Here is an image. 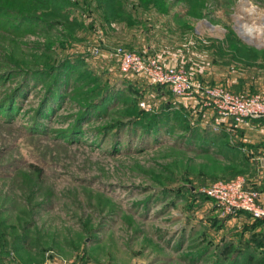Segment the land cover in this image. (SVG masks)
Masks as SVG:
<instances>
[{
  "label": "rangeland",
  "instance_id": "1",
  "mask_svg": "<svg viewBox=\"0 0 264 264\" xmlns=\"http://www.w3.org/2000/svg\"><path fill=\"white\" fill-rule=\"evenodd\" d=\"M74 2L81 5L71 7L70 18L83 25L16 27L0 15V99L9 103L0 111V264H225L221 248L239 227L187 189L226 180L227 160L180 141V129L154 137L125 125L132 95L89 114L81 131L69 129L84 99L74 85L47 103L38 131L32 122L44 82L28 80L24 95L5 96L19 70L66 56L85 58L104 87L119 84L126 78L118 48L158 55L233 93L264 95V69L226 59L232 39L264 49V2L166 0V11L138 7L134 20L126 14L111 25L100 21L93 2ZM215 218L222 224L214 226Z\"/></svg>",
  "mask_w": 264,
  "mask_h": 264
},
{
  "label": "trees",
  "instance_id": "2",
  "mask_svg": "<svg viewBox=\"0 0 264 264\" xmlns=\"http://www.w3.org/2000/svg\"><path fill=\"white\" fill-rule=\"evenodd\" d=\"M261 1L264 2V0ZM92 2L95 4L96 10L100 11V21L104 25L124 20L126 14L129 21L131 18L134 20L131 13L135 12L138 7L146 11L149 9L166 11V0H91V2L85 0L83 3L86 8H90ZM79 4L74 0H0V15L7 16L6 20L10 25H12L10 20H13V25L16 27L22 24H44L49 27L54 24L62 25L63 21H69L72 25H83L82 21L70 18L71 7H76ZM130 5L133 9H129ZM228 46L234 53L226 59L239 61L247 69H264V49L246 45L240 39L228 41ZM53 59L50 62H47L48 59L45 60L46 65L35 71L19 70L20 79L16 87L5 96H8L10 100L24 95L23 89L28 80L44 82L43 97L33 114L34 130L38 131L42 127L40 120L48 118L44 109L47 103L54 98L59 99L57 102L54 101V104L58 103L60 97L67 94L73 85L84 97L83 101H78L80 111L75 115V120L69 128L75 131H81V127L89 121L92 113L105 111L110 104H114L122 96L132 95L128 108L130 117L125 124L131 125V129L141 130L144 135L150 134L149 136L153 135L154 137L163 133H176V130L180 129L181 133H178L180 141L201 152H212L215 156L229 162L226 174L221 175L226 180L243 173L246 169L247 157L241 152L242 148L236 145V141L231 138L235 135L232 133V130L236 128L234 120L230 117L222 118L215 110L204 106L198 95L195 97V103L184 104L166 84L152 83L146 79L129 75H125L126 79L119 84L104 87L99 75L88 66L87 60L82 56H66L56 65L52 62ZM190 75L204 85L212 86L209 82L204 81L201 75H192L191 73ZM146 95L148 96L147 106L145 109H141L138 107L139 99H145ZM8 106L6 98L0 99V111L5 108L8 110ZM248 119H264V116ZM125 125L117 126L121 127L119 130H129L123 128ZM111 127L112 125L101 128L108 130ZM215 179V177L207 179L208 182L205 186L211 184ZM200 181L202 182L199 179ZM192 186L194 189L196 188L195 184ZM194 189H191V185L187 189L193 201H197L201 197L202 201L209 199L214 202L209 196ZM225 216L226 224L233 220L232 223H236L239 227L233 230L231 239L221 248V254L226 258L225 264H264V218H255L243 210H237L233 214ZM211 222L214 226H218V222L220 225L222 224V220L217 218Z\"/></svg>",
  "mask_w": 264,
  "mask_h": 264
},
{
  "label": "built area",
  "instance_id": "3",
  "mask_svg": "<svg viewBox=\"0 0 264 264\" xmlns=\"http://www.w3.org/2000/svg\"><path fill=\"white\" fill-rule=\"evenodd\" d=\"M93 53L102 54L97 48L93 49ZM115 54L121 74L166 84L177 98H189L194 103L198 95L204 106L215 110L222 118L230 117L235 123L241 124L250 117L264 116L263 94L233 93L219 85H204L185 70L164 62L158 55H143L123 48L116 49ZM140 105L144 107V102H140ZM199 191L213 199L223 215L243 210L255 218H264V206L260 204L259 192L247 188L246 179L242 175L216 180L201 187ZM56 261L53 263L57 264ZM59 262L71 264L63 260Z\"/></svg>",
  "mask_w": 264,
  "mask_h": 264
},
{
  "label": "crops",
  "instance_id": "4",
  "mask_svg": "<svg viewBox=\"0 0 264 264\" xmlns=\"http://www.w3.org/2000/svg\"><path fill=\"white\" fill-rule=\"evenodd\" d=\"M221 82L224 83L225 79L222 78ZM235 125L236 128L232 130L235 135L231 138L247 157V167L238 175L245 177L247 188L259 192L260 204L264 206V119H247ZM56 263L61 264L59 261Z\"/></svg>",
  "mask_w": 264,
  "mask_h": 264
},
{
  "label": "bare ground",
  "instance_id": "5",
  "mask_svg": "<svg viewBox=\"0 0 264 264\" xmlns=\"http://www.w3.org/2000/svg\"><path fill=\"white\" fill-rule=\"evenodd\" d=\"M246 30L248 31V34H250V35H251V33H250V31H249L248 27H246Z\"/></svg>",
  "mask_w": 264,
  "mask_h": 264
}]
</instances>
